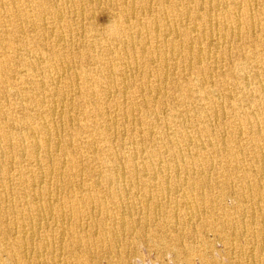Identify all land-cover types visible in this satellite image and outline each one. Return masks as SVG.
<instances>
[{
  "label": "bare ground",
  "instance_id": "6f19581e",
  "mask_svg": "<svg viewBox=\"0 0 264 264\" xmlns=\"http://www.w3.org/2000/svg\"><path fill=\"white\" fill-rule=\"evenodd\" d=\"M209 235L264 264V0H0V249Z\"/></svg>",
  "mask_w": 264,
  "mask_h": 264
},
{
  "label": "rangeland",
  "instance_id": "374dc122",
  "mask_svg": "<svg viewBox=\"0 0 264 264\" xmlns=\"http://www.w3.org/2000/svg\"><path fill=\"white\" fill-rule=\"evenodd\" d=\"M227 208L232 207L233 201L230 198H225ZM132 242L125 250L122 261L112 264H251L246 260H240L229 254L228 250L223 246V243L209 235L206 239L207 248L198 250L192 245H179L180 249L168 248L159 244L144 239L143 237H133ZM202 242H198L201 245ZM246 244L242 237L237 239V245L243 248ZM204 245V244H202ZM205 246V245H204ZM187 255V256H186ZM50 258V257H48ZM32 259H30V262ZM64 260V261H63ZM58 261V262H57ZM246 261V262H245ZM60 262V263H59ZM0 264H19L11 261L9 256L0 249ZM33 264V263H27ZM41 264H71L62 257L61 259L48 260ZM105 264V263H102ZM253 264V263H252Z\"/></svg>",
  "mask_w": 264,
  "mask_h": 264
},
{
  "label": "clouds",
  "instance_id": "9594fccd",
  "mask_svg": "<svg viewBox=\"0 0 264 264\" xmlns=\"http://www.w3.org/2000/svg\"><path fill=\"white\" fill-rule=\"evenodd\" d=\"M111 34L112 35H116L117 34V29L115 27L112 29V33Z\"/></svg>",
  "mask_w": 264,
  "mask_h": 264
}]
</instances>
